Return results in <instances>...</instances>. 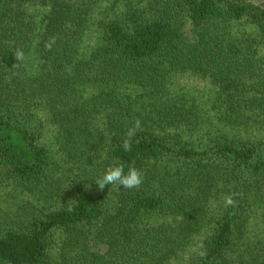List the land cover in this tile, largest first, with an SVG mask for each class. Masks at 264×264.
I'll return each mask as SVG.
<instances>
[{
  "label": "trees",
  "instance_id": "1",
  "mask_svg": "<svg viewBox=\"0 0 264 264\" xmlns=\"http://www.w3.org/2000/svg\"><path fill=\"white\" fill-rule=\"evenodd\" d=\"M0 264H264V0H0Z\"/></svg>",
  "mask_w": 264,
  "mask_h": 264
},
{
  "label": "clouds",
  "instance_id": "2",
  "mask_svg": "<svg viewBox=\"0 0 264 264\" xmlns=\"http://www.w3.org/2000/svg\"><path fill=\"white\" fill-rule=\"evenodd\" d=\"M55 43L56 37L51 36L45 42L44 47L46 50L50 51ZM14 58L15 61H23L25 59L24 51L22 49H17L14 53ZM141 127V120L139 118H135L132 121L131 126L127 128L125 132V139L123 140V148L125 151L131 150L132 140L136 136L137 132L141 130ZM95 183L101 190L108 185H119L125 189H135L139 188L143 183V173L134 165H129L127 172H125V165L123 163H118L107 168L102 177ZM235 203L236 201L233 199L231 194L224 197L225 207L235 206ZM200 255L204 256L206 255V252H201Z\"/></svg>",
  "mask_w": 264,
  "mask_h": 264
}]
</instances>
